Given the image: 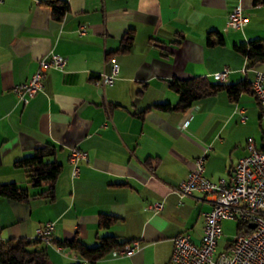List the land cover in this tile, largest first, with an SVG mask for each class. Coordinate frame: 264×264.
<instances>
[{
    "label": "crops",
    "instance_id": "1",
    "mask_svg": "<svg viewBox=\"0 0 264 264\" xmlns=\"http://www.w3.org/2000/svg\"><path fill=\"white\" fill-rule=\"evenodd\" d=\"M61 20L46 0H0V184L27 189V200L0 195V243L36 238V229L54 222L52 243L41 242L51 264H73L81 255L54 245L78 239L96 246L113 235L120 243L137 242L131 255L110 252L87 264H177L171 262L173 238L187 232L198 243L204 213L211 208L201 192L180 197L179 183L195 159L206 152L204 174L229 179L251 138L264 147L261 108L250 85L264 59L248 61L236 45L264 39V4L253 0H65ZM240 5L247 18L242 29L226 28L227 16ZM84 33H80L81 29ZM131 35L128 51H119ZM219 37L221 41H219ZM50 53L66 57L62 70L49 67L43 87L26 104L13 86L28 80L38 60ZM110 57L120 65L111 85L96 84L110 72ZM229 68V84L248 89L231 100L225 91L200 97L187 110L176 105L172 80L206 77ZM55 149L61 163L52 197L49 186H32L15 161L40 146ZM84 150L72 176L69 152ZM160 202L154 211L150 204ZM114 218L99 226L100 216ZM216 253L227 250L223 223Z\"/></svg>",
    "mask_w": 264,
    "mask_h": 264
},
{
    "label": "built area",
    "instance_id": "2",
    "mask_svg": "<svg viewBox=\"0 0 264 264\" xmlns=\"http://www.w3.org/2000/svg\"><path fill=\"white\" fill-rule=\"evenodd\" d=\"M247 18L240 5H236L228 13L226 28L242 29ZM84 33V29L80 30ZM110 72L99 73L96 84L111 85L120 73V65L114 57H110ZM67 62L66 57L50 53L38 60V67L25 82L13 86V92L23 104L43 87L46 70L53 67L62 70ZM229 68L223 67L212 74L213 80L226 82ZM250 85L261 108V120L264 122V73L255 71ZM248 153L240 157L229 174L224 178L212 181L204 174L206 152L199 155L187 177L176 188L180 197L192 192H201L209 200L211 208L204 213V225L198 243L192 241L187 232H181L173 238L171 262L177 264H264V148H257L250 138L246 143ZM87 160V153L76 147L69 152L72 176L79 174V162ZM154 211L162 208L160 202L150 204ZM235 219L247 225L246 231H239L231 240L227 250L216 253L217 241L221 235V221ZM253 223L254 227L248 226ZM54 222L47 221L36 229L37 238L46 244L52 243ZM137 242L125 243L113 248V257L131 255ZM65 247L55 244L54 249L62 253ZM80 264H87L81 260Z\"/></svg>",
    "mask_w": 264,
    "mask_h": 264
},
{
    "label": "trees",
    "instance_id": "3",
    "mask_svg": "<svg viewBox=\"0 0 264 264\" xmlns=\"http://www.w3.org/2000/svg\"><path fill=\"white\" fill-rule=\"evenodd\" d=\"M254 4L262 3L264 0H253ZM46 4L51 10L52 17L57 21L61 20L68 10V4L65 0H46ZM221 41V38L218 39ZM132 43L131 35H125L119 46V51H128ZM250 62L264 59V39L239 44L235 46ZM169 85L179 94L176 105L158 104L157 107L163 110L182 109L187 110L192 106L196 99L214 94L215 92L225 91L224 93L231 100H235L241 91L247 90L248 87L244 82L229 84L226 82L209 81L206 77H191L182 80H172ZM264 148V147H262ZM55 149L49 144L40 146L29 155L15 161V166L23 167L26 170L29 183L32 186H40L42 183H49V186L39 195L53 196L52 188L60 170L61 163L51 157L54 156ZM27 189L19 187L15 183L0 184V195L13 200H27L29 197ZM114 218L109 214H103L99 219L101 228L108 227ZM237 232L246 231L247 225L244 222L237 221ZM42 240L39 238L26 240L25 238L8 239L0 243V264H51L48 260L45 247L41 245ZM120 243L113 235H104L99 238L96 246H87L78 239L65 240L57 245L67 247L81 255V260H95L104 256L113 248L119 247ZM73 264H80L77 261Z\"/></svg>",
    "mask_w": 264,
    "mask_h": 264
},
{
    "label": "rangeland",
    "instance_id": "4",
    "mask_svg": "<svg viewBox=\"0 0 264 264\" xmlns=\"http://www.w3.org/2000/svg\"><path fill=\"white\" fill-rule=\"evenodd\" d=\"M237 221L235 219H228L225 223H223V236L224 239H231L237 233L236 229Z\"/></svg>",
    "mask_w": 264,
    "mask_h": 264
},
{
    "label": "water",
    "instance_id": "5",
    "mask_svg": "<svg viewBox=\"0 0 264 264\" xmlns=\"http://www.w3.org/2000/svg\"><path fill=\"white\" fill-rule=\"evenodd\" d=\"M248 226L251 227V228H253L254 227V224L253 223H249Z\"/></svg>",
    "mask_w": 264,
    "mask_h": 264
}]
</instances>
